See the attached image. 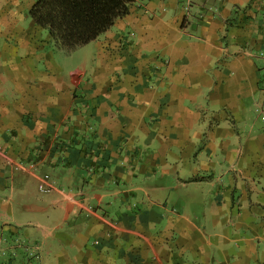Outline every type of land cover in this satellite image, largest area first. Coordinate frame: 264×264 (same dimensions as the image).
I'll list each match as a JSON object with an SVG mask.
<instances>
[{
	"label": "crops",
	"instance_id": "0c3cea01",
	"mask_svg": "<svg viewBox=\"0 0 264 264\" xmlns=\"http://www.w3.org/2000/svg\"><path fill=\"white\" fill-rule=\"evenodd\" d=\"M35 1L0 0V264H264V0H136L72 69Z\"/></svg>",
	"mask_w": 264,
	"mask_h": 264
},
{
	"label": "trees",
	"instance_id": "16d2710c",
	"mask_svg": "<svg viewBox=\"0 0 264 264\" xmlns=\"http://www.w3.org/2000/svg\"><path fill=\"white\" fill-rule=\"evenodd\" d=\"M136 0H36L28 10L52 46L66 53L86 46L128 15Z\"/></svg>",
	"mask_w": 264,
	"mask_h": 264
},
{
	"label": "rangeland",
	"instance_id": "374dc122",
	"mask_svg": "<svg viewBox=\"0 0 264 264\" xmlns=\"http://www.w3.org/2000/svg\"><path fill=\"white\" fill-rule=\"evenodd\" d=\"M27 18L30 19L29 16ZM86 46L78 48V49H76L72 52H69V53H66L62 50L55 49L52 46V51H53L52 53L53 54H51V56H52L54 62L56 64L60 65L62 68L66 67L67 69H72L75 66H78L79 64L81 65L82 63L88 64V62L91 58V52H90L91 48H89V46L86 48ZM263 110H264V104H263ZM257 115H259V117L263 118L262 120H264V111H263V114L257 113ZM0 257H1V253H0ZM186 258L193 261L192 260L193 257L190 256L189 254L184 255V260H186Z\"/></svg>",
	"mask_w": 264,
	"mask_h": 264
},
{
	"label": "built area",
	"instance_id": "2783aa9c",
	"mask_svg": "<svg viewBox=\"0 0 264 264\" xmlns=\"http://www.w3.org/2000/svg\"><path fill=\"white\" fill-rule=\"evenodd\" d=\"M260 56H262L263 58H264V54H260ZM0 155H2V151H1V149H0ZM47 177L45 176L43 179H42V181H40V186L38 187V191L40 192V193H44V194H47V193H49L50 191H51V187L50 186H48V185H46V183H47Z\"/></svg>",
	"mask_w": 264,
	"mask_h": 264
}]
</instances>
